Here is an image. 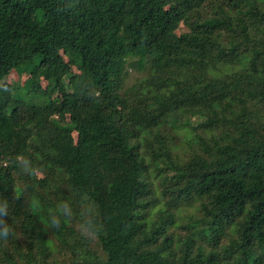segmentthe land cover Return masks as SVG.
I'll use <instances>...</instances> for the list:
<instances>
[{"label": "trees", "instance_id": "16d2710c", "mask_svg": "<svg viewBox=\"0 0 264 264\" xmlns=\"http://www.w3.org/2000/svg\"><path fill=\"white\" fill-rule=\"evenodd\" d=\"M0 264H264V0H0Z\"/></svg>", "mask_w": 264, "mask_h": 264}, {"label": "rangeland", "instance_id": "374dc122", "mask_svg": "<svg viewBox=\"0 0 264 264\" xmlns=\"http://www.w3.org/2000/svg\"><path fill=\"white\" fill-rule=\"evenodd\" d=\"M137 75H134V76H132V79L134 78V77H136ZM18 78H19V76L16 74V73H12L10 76H9V78H8V81L9 82H15L16 80H18ZM24 80V79H23Z\"/></svg>", "mask_w": 264, "mask_h": 264}]
</instances>
